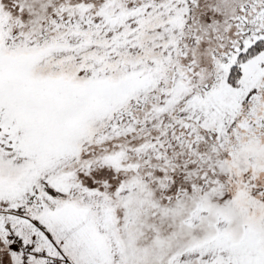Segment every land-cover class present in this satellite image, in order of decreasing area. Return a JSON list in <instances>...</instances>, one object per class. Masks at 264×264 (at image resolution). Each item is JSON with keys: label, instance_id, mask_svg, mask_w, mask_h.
Segmentation results:
<instances>
[{"label": "snow or ice", "instance_id": "6c2138e0", "mask_svg": "<svg viewBox=\"0 0 264 264\" xmlns=\"http://www.w3.org/2000/svg\"><path fill=\"white\" fill-rule=\"evenodd\" d=\"M0 264H264V0H0Z\"/></svg>", "mask_w": 264, "mask_h": 264}]
</instances>
